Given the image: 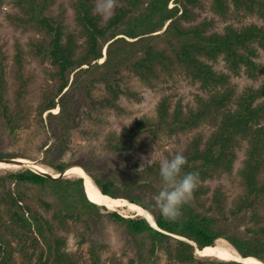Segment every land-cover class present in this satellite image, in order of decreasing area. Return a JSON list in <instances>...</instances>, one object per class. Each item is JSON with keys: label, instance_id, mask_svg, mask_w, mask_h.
Instances as JSON below:
<instances>
[{"label": "trees", "instance_id": "16d2710c", "mask_svg": "<svg viewBox=\"0 0 264 264\" xmlns=\"http://www.w3.org/2000/svg\"><path fill=\"white\" fill-rule=\"evenodd\" d=\"M9 1L17 9L8 15L11 23L46 36L35 52L53 66L50 76L56 87L40 101L33 117L36 123L28 126L29 112L24 106L27 81H20L10 104L5 98L7 81L0 61V160L21 158L35 147L43 154L42 163L61 173L75 162L62 159L67 152L75 158L81 155L79 148L94 152L95 146L73 145L77 134L102 136L100 151L128 162L159 135L171 136L207 119L213 120L215 127L204 141L201 135L194 136L181 152L187 157L183 171L198 172L200 180L178 222L163 218L153 201L161 187L158 163L140 168L134 162L109 171L77 163L101 193L144 208L156 227L147 218L126 217L91 202L81 177H52L27 166L0 173V264H13L12 243L23 237L37 250L33 264H106L103 253L108 246L99 237L101 232H93L96 224L103 222L120 227L124 235L136 241V255L127 264H155L158 251L164 254L166 264H243L196 256L197 250L218 238L226 240L244 260L264 262V224L259 210L264 203V86L248 87L233 98L230 87L217 88L227 83L228 75L217 73L206 62L222 56L229 71L236 73L243 67L249 78H257L264 70L254 60L257 48L264 54V25L249 24L240 29L227 25L221 33H206L209 21L185 26L181 21L189 19L191 8L200 6L201 0H117L122 4L102 24L94 11L95 0H72L74 20L85 36L84 46L77 53L74 35L64 33L63 14L57 18L48 11L53 0ZM228 1L235 11L254 14L264 21V0H213L221 16L227 13ZM157 31H162V38ZM100 58L102 62L97 63ZM179 67L203 88L217 89L199 98L198 105L186 112L180 106L170 110L171 104L161 99L153 117L143 115L120 133L102 134V114L124 113L119 104L122 96L136 101L141 98L137 91L122 85L123 69L153 85L159 69L169 72ZM55 107L57 112L51 113ZM40 137L44 141L37 143ZM7 141L11 150L2 148ZM242 142L246 144L239 171L242 195L227 215L224 195L215 188L205 208L203 199L209 187L203 182L231 171L236 148ZM241 216L247 219L240 230L232 220ZM68 232L77 238L78 247L84 246V255L68 249Z\"/></svg>", "mask_w": 264, "mask_h": 264}, {"label": "rangeland", "instance_id": "374dc122", "mask_svg": "<svg viewBox=\"0 0 264 264\" xmlns=\"http://www.w3.org/2000/svg\"><path fill=\"white\" fill-rule=\"evenodd\" d=\"M71 3L72 0H53L52 4H50V7L48 8V11L50 12V15L57 18L61 17V14H63L62 19L65 27L64 33H72L74 35L75 40L79 45L77 53H80V50L83 48L85 43V36L83 35L80 26L74 20ZM121 4L122 3L117 0H95L94 11L100 15L101 23L104 24L108 17L113 13L114 9ZM169 5L172 6L173 3L170 2ZM228 6L226 15L221 16L215 11L213 0H201L200 6L191 8L189 19L182 20L181 22L185 26H189L203 21H209L211 24L210 27L207 28L206 33H221L227 25L236 29H240L249 24L264 25V21L256 15L248 14L242 10L235 11L229 1ZM16 12L17 9L10 3L9 0H0V61L4 68L7 81L5 98H7L10 104H13L14 102V97L16 90L19 88L20 81H27V93L24 98V106L27 107L26 110L29 112L27 124L30 126L35 122L33 117L38 111L40 101H42L45 95H49L52 92V89L56 87L54 80L51 79L50 76L54 68L48 59L37 55L35 52L36 45L47 39L44 33L31 27H20L11 23L8 20V15L15 14ZM155 33H159L158 38L163 37L162 31H157ZM102 55L104 58L105 45L102 48ZM103 58H100L97 63L102 62ZM254 60L262 64L264 67V54L259 48H257V56L254 57ZM206 62L210 64L212 69L217 73H225L228 75L227 83H225L224 86L217 88L223 90L225 87H230L232 91H234L233 98L248 87L257 88L259 86H264V70L257 76V78L251 79L246 75L243 67H241L236 73L229 71L225 66L222 56H219L214 61L208 60ZM82 67H86V65H83ZM121 72L125 75L122 85L128 86L130 89L137 91L141 98L136 101L122 96L119 100V104L124 109V113L109 111L102 114V118L105 119L102 134L106 131H116L120 133L125 125L143 115L153 117L156 113V105L161 99H166L171 104L170 110L176 108V106H180L182 110L186 112L189 109H194L198 105L199 98H206L212 89H217L216 87H208V89L203 88L198 81L192 80V78L188 76V74L181 67L172 69L169 72L159 69L158 78L155 80L153 85L143 83L126 69H123ZM93 93L95 95L97 94L94 91ZM56 112L57 107L51 111V113ZM45 113L46 112L43 113V117H45ZM90 124L91 123L89 122L86 123V125ZM214 127L213 120L207 119L194 128L178 132L171 136L159 135L154 140L151 139L142 151L135 154L128 162L123 161L121 157H113L107 152L100 151L101 149L99 148V145L103 142L102 136H98V138H90L89 136L77 134L73 138V145L76 147L79 145L82 147L90 145L95 146L93 154L87 153V150L84 148H79L81 155H78L77 158H75L73 153L67 152L64 154L62 159L66 161H75L72 162L74 164L71 166H77L81 169L82 167L77 163H86L87 165L90 163L92 165L102 166L106 168L107 171L113 167L124 168V164L128 166L134 162H137L140 168H142L145 164H151L154 162L160 165L161 160L168 159L169 156L174 153L182 152L194 136L199 134L203 137V141L206 140L210 133L214 130ZM42 141H44V137L36 139L37 143ZM8 143V141L3 142L2 148H8V150H11L12 148L8 146ZM245 148L246 144L244 142L236 148V158L230 172L215 174L212 179H207L203 182L204 185L209 187V192L203 199L205 208H207L211 203L212 192L215 188H219L224 195L225 210L227 215H229L228 210L235 207V201H237L243 193L239 171L242 168L245 158ZM21 158L28 159L30 163L32 162L31 164L46 166V168L51 170L53 175L55 173L51 167L42 163L43 154L36 151L35 147H33L32 150L26 151L24 156ZM11 159L16 158L3 160ZM88 159L89 161H87ZM150 160L151 162L147 163ZM23 166H27L29 168L31 167L27 163ZM23 166H18V168ZM18 168L16 167L14 169ZM10 169L11 168H9V170ZM6 170H8V168H1L0 173L5 172ZM35 204L36 203L34 202L33 208ZM105 210L109 211L107 208H105ZM259 210L262 223L264 224V203L260 206ZM113 211H116L126 217H139L134 215L132 211L128 210L124 212H118L117 210ZM246 219L247 216H241L240 218L233 219L232 222L236 225L237 229L241 230L245 225ZM93 232H96V235L101 232V236L99 235V237H101L103 242L108 246L106 251L103 253L106 264H114L115 261L127 264L129 259L136 255V241L129 238L128 235H124V231L121 230L120 227L103 222V224H96ZM65 235L67 237L68 249L77 253L80 252L84 255V246H77V238L72 236L71 232H68ZM29 240L30 239L23 237L21 240H15L12 243V247H14V251L11 253L13 264L34 263L37 257V250H33L31 248ZM221 240L224 244L232 247L226 240L222 238ZM196 256L199 257L200 255L196 252ZM208 257L225 259L219 256ZM154 261L155 264H166V258L160 251L156 254ZM262 264H264V262Z\"/></svg>", "mask_w": 264, "mask_h": 264}, {"label": "clouds", "instance_id": "9594fccd", "mask_svg": "<svg viewBox=\"0 0 264 264\" xmlns=\"http://www.w3.org/2000/svg\"><path fill=\"white\" fill-rule=\"evenodd\" d=\"M150 162L151 160L147 163ZM186 165L187 157L181 152H177L170 159L160 161L161 187L153 196V201L160 215L169 222H178L181 219L183 207L190 202L199 185V173L184 172Z\"/></svg>", "mask_w": 264, "mask_h": 264}, {"label": "bare ground", "instance_id": "6f19581e", "mask_svg": "<svg viewBox=\"0 0 264 264\" xmlns=\"http://www.w3.org/2000/svg\"><path fill=\"white\" fill-rule=\"evenodd\" d=\"M18 163L22 166L27 163L33 169L41 173H50L52 176L58 175L55 173L53 175L51 170L46 168V166L39 164H31L32 162L30 163L28 159L19 157L13 159L12 163L7 161H0V169H14L16 167L18 168V166H21L18 165ZM64 175L81 177L83 179L86 195L91 202L100 206H104L109 210H117L118 212H124L126 210L132 211L134 215L147 218L154 225V220L152 216L144 208L137 207L123 198H114L101 193L98 187L93 184V180L90 178V176L87 175V173L80 167L71 166L65 171ZM197 254L200 256H219L225 259L237 260L243 264H262L258 259H252L248 261L244 260L245 258H242L238 254V252L235 251V249L229 247L227 244H224L221 238L216 239L212 245L206 246L201 250H197Z\"/></svg>", "mask_w": 264, "mask_h": 264}, {"label": "water", "instance_id": "95a60500", "mask_svg": "<svg viewBox=\"0 0 264 264\" xmlns=\"http://www.w3.org/2000/svg\"><path fill=\"white\" fill-rule=\"evenodd\" d=\"M0 161H7V162H10V163H12L13 162V159H11V160H0ZM18 165H21V164H19L18 163ZM67 170V168L65 169V171ZM65 171L64 172H61V173H58V175L56 176V177H59V176H65L64 175V173H65ZM44 174H46V175H49V176H52L50 173H46V172H43ZM88 175V174H87ZM53 177V176H52ZM55 178V177H54ZM93 184H94V182H93ZM95 185V184H94ZM97 187V186H96ZM153 226V225H152ZM154 227H156V224H155V222H154ZM243 258V257H242ZM259 261H261V260H259ZM262 262V261H261ZM263 263V262H262Z\"/></svg>", "mask_w": 264, "mask_h": 264}]
</instances>
